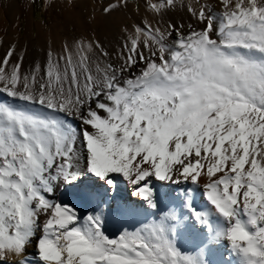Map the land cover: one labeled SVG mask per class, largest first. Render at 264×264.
Listing matches in <instances>:
<instances>
[{
  "label": "snow or ice",
  "instance_id": "1",
  "mask_svg": "<svg viewBox=\"0 0 264 264\" xmlns=\"http://www.w3.org/2000/svg\"><path fill=\"white\" fill-rule=\"evenodd\" d=\"M98 17L114 46L86 30L29 62L0 36V264H210L216 246L264 264V0H95Z\"/></svg>",
  "mask_w": 264,
  "mask_h": 264
},
{
  "label": "rangeland",
  "instance_id": "2",
  "mask_svg": "<svg viewBox=\"0 0 264 264\" xmlns=\"http://www.w3.org/2000/svg\"><path fill=\"white\" fill-rule=\"evenodd\" d=\"M13 1L1 0L3 14L0 16V36L5 38L4 41L6 40L5 47L10 40H18L21 47H26L28 52L34 47L46 50L49 45L59 51L65 38L70 39L86 30L89 33L94 30L95 35L102 39L111 34L113 26L119 28L118 21H103L99 17L96 23H86L92 14V6L73 7L82 0H74L71 7L68 6L67 0H52L51 6L56 2H61L72 8L66 14L53 12L51 7L44 10L42 2L38 6L37 3H33V0ZM16 6H18L19 12L17 14L19 15L16 14L12 17ZM37 54L39 53L29 52L28 61L30 62ZM111 232L118 235L116 230H111Z\"/></svg>",
  "mask_w": 264,
  "mask_h": 264
},
{
  "label": "bare ground",
  "instance_id": "3",
  "mask_svg": "<svg viewBox=\"0 0 264 264\" xmlns=\"http://www.w3.org/2000/svg\"><path fill=\"white\" fill-rule=\"evenodd\" d=\"M14 3H13V5H14ZM93 3H95L94 0H82V1H80L78 3H76L73 7H76V8H82L83 7L84 8L85 6L86 7L87 6H92ZM15 4L17 5V3H15ZM1 5L2 4H1V0H0V16L3 14ZM51 9H52L53 12H57V13L59 12L60 14H66L67 12H69V10L70 11L72 10V8L67 7L64 3H61V2H56V3L52 4ZM18 12H19L18 6H16V9L13 11L12 17L15 16ZM18 15L19 14H17V16ZM173 19H177V21L179 22L177 16H174ZM185 22L187 23L188 21L185 20ZM118 33H119V28L113 26L111 34L108 35V36L106 35L101 40L105 41L106 44L109 41H111L112 44L115 45V41L118 38ZM41 50L42 49H40L38 47H34V48L30 49L29 52L40 53ZM0 51H2V50L0 49ZM155 191L157 192L158 195H163L164 193L168 192V188L162 187L159 184V182H157V184L155 185ZM178 194H179V189H177L175 192L172 193L173 196H176ZM57 195H59V192L57 193ZM112 195L115 198V203L116 204H119V205L127 204V207L130 208V209L138 208V203H136L138 198L131 196L130 186H128L126 184H121L119 186V188ZM120 196H122V197H120ZM165 203H167V201H165ZM197 203H198V205H203V204H205V201L201 197L197 201ZM169 206L171 207L173 205L170 204ZM144 209H147V205L146 204L144 205ZM144 209H140L139 210V215H135V214H131V213H125V215H124V219L126 220L125 226L127 227L128 225H132L133 227H138L140 225V223L146 222L145 219H144V217L146 215V212L144 211ZM165 210H167V209H165ZM147 211L150 212L152 210L148 209ZM147 218L149 220L152 219L151 216H148ZM120 223H121V217L120 216L113 217L109 221V225H108L109 232L111 234H113L111 232V230H116L117 227L120 225ZM182 242H183V246H184L185 250H188V251L192 250V240H191V237H190L189 233H187V232L183 233ZM32 251H33L32 249H29L28 254L31 255ZM222 257L225 258V259H231V257L229 256L228 251L226 250V248L221 247V246L214 247L213 250L210 253L207 254V259L210 261V264H220V261H221Z\"/></svg>",
  "mask_w": 264,
  "mask_h": 264
}]
</instances>
